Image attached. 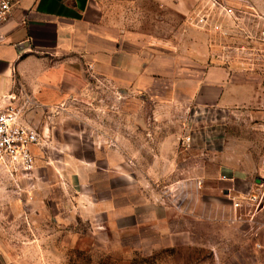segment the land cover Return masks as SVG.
<instances>
[{
  "label": "rangeland",
  "instance_id": "obj_1",
  "mask_svg": "<svg viewBox=\"0 0 264 264\" xmlns=\"http://www.w3.org/2000/svg\"><path fill=\"white\" fill-rule=\"evenodd\" d=\"M219 1L242 26L249 13L264 26V0ZM47 64L70 71L52 76L45 105L16 83L37 96L26 116L43 136L35 168L10 176L0 167V240L15 264H264L260 62L235 63L247 102L218 108L224 117L110 91L71 58Z\"/></svg>",
  "mask_w": 264,
  "mask_h": 264
},
{
  "label": "crops",
  "instance_id": "obj_2",
  "mask_svg": "<svg viewBox=\"0 0 264 264\" xmlns=\"http://www.w3.org/2000/svg\"><path fill=\"white\" fill-rule=\"evenodd\" d=\"M198 2L20 0L0 28V97L24 82L42 92L43 105L52 76L70 71L65 64H47L61 57L82 62L110 91L143 94L186 110L241 106L247 97L236 79L239 68L222 62L220 42L191 25ZM163 21L168 32L162 35ZM213 133L204 134L207 143L217 138ZM0 264H15L1 240Z\"/></svg>",
  "mask_w": 264,
  "mask_h": 264
},
{
  "label": "built area",
  "instance_id": "obj_3",
  "mask_svg": "<svg viewBox=\"0 0 264 264\" xmlns=\"http://www.w3.org/2000/svg\"><path fill=\"white\" fill-rule=\"evenodd\" d=\"M19 1L0 0V28L8 21L12 8ZM238 13V10L219 0H200L191 25L202 32L217 34L226 39L225 43L220 42L221 53L217 56L222 62L229 64L243 60L249 66L246 71L253 67L254 62H260V70L264 72V26L260 28V24L256 25V16L250 13L245 18L248 22L242 26ZM240 33L243 35V42L239 39ZM2 41L3 36H0V42ZM37 103L17 84L12 92L0 97V167L10 176L30 175L35 168V151L43 146V136L36 127L29 124L26 116L34 111ZM190 107L187 111H190ZM194 109L191 111L193 117H224L226 114V110L218 111L215 108ZM190 139L188 136L185 141L189 142ZM238 205L235 204L236 207Z\"/></svg>",
  "mask_w": 264,
  "mask_h": 264
}]
</instances>
